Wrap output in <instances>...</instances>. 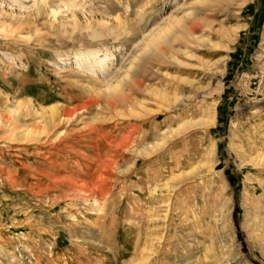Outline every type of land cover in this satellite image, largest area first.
<instances>
[{
    "label": "rangeland",
    "instance_id": "obj_1",
    "mask_svg": "<svg viewBox=\"0 0 264 264\" xmlns=\"http://www.w3.org/2000/svg\"><path fill=\"white\" fill-rule=\"evenodd\" d=\"M0 264H264V0H0Z\"/></svg>",
    "mask_w": 264,
    "mask_h": 264
},
{
    "label": "bare ground",
    "instance_id": "obj_2",
    "mask_svg": "<svg viewBox=\"0 0 264 264\" xmlns=\"http://www.w3.org/2000/svg\"><path fill=\"white\" fill-rule=\"evenodd\" d=\"M209 1V0H208ZM214 1V0H213ZM206 3V1L204 2ZM122 24V23H121ZM128 24V23H127ZM104 25V24H102ZM157 37V36H156ZM158 39H155V41H157ZM153 41V40H152ZM151 41V42H152ZM216 73V72H215ZM139 83V82H137ZM140 85V84H139ZM198 87V86H197ZM201 87H199L198 89H200ZM218 89V87L216 86L215 88H210L209 90V93L210 95H212L216 90ZM207 92V91H206ZM207 92V94H209ZM131 95V94H130ZM194 98V97H193ZM190 98H187L184 100V102L182 103V106H185L186 104H188L190 101ZM177 101V100H176ZM173 105V104H172ZM58 108V107H57ZM56 108V112L54 110V112L52 111L53 115H55V118L59 121V123L62 122V119L63 121L64 120H67V121H72L75 117V112L76 110H78L77 108H73V109H66L64 107L60 108L59 110ZM202 108V107H201ZM201 111L204 113L203 116L200 118V119H197L195 120L194 118H189L188 121H185V122H181L179 123V126L177 128H174V134L175 133H179L181 130H185L186 128H188L189 126V123L194 121L197 126H202V127H207V126H210V125H214L216 123V114L215 112H212V110H207L205 108H202ZM195 124V125H196ZM194 125V124H191V126ZM181 133V132H180ZM179 133V134H180ZM170 136V135H169ZM164 138V137H163ZM167 140V139H166ZM163 142L160 141L158 145H155L153 146V148H157L159 145H161ZM162 146V145H161ZM151 148V147H150ZM158 149V148H157ZM69 180V179H68ZM84 186V185H83ZM91 188H93L91 186Z\"/></svg>",
    "mask_w": 264,
    "mask_h": 264
}]
</instances>
